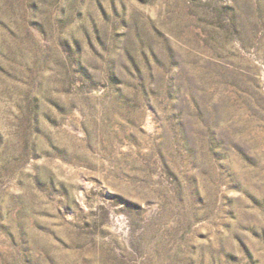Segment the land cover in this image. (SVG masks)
<instances>
[{
  "label": "rangeland",
  "instance_id": "obj_1",
  "mask_svg": "<svg viewBox=\"0 0 264 264\" xmlns=\"http://www.w3.org/2000/svg\"><path fill=\"white\" fill-rule=\"evenodd\" d=\"M0 264H264V0H0Z\"/></svg>",
  "mask_w": 264,
  "mask_h": 264
}]
</instances>
